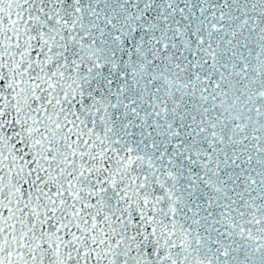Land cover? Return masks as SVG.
I'll return each instance as SVG.
<instances>
[{"label":"snow or ice","instance_id":"6c2138e0","mask_svg":"<svg viewBox=\"0 0 264 264\" xmlns=\"http://www.w3.org/2000/svg\"><path fill=\"white\" fill-rule=\"evenodd\" d=\"M0 264H264V0H0Z\"/></svg>","mask_w":264,"mask_h":264}]
</instances>
